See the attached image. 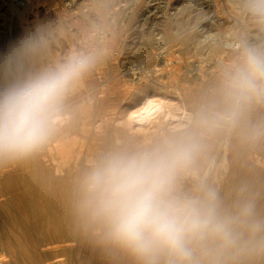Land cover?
Masks as SVG:
<instances>
[{
    "label": "rangeland",
    "instance_id": "obj_1",
    "mask_svg": "<svg viewBox=\"0 0 264 264\" xmlns=\"http://www.w3.org/2000/svg\"><path fill=\"white\" fill-rule=\"evenodd\" d=\"M210 1L209 8L205 0H0V90L74 52L96 57L65 100L49 140L25 158L0 159V264H136L79 213L81 180L109 153L173 139L194 137L200 144L191 168L178 176L183 192L210 187L223 210L251 204L254 218L264 221V192L245 195L248 185L264 183V103L247 106L234 123H209L230 108L223 84L243 51L264 52V18L251 14V0ZM215 11L219 20L205 22ZM230 38L235 45L222 47ZM146 97L179 101L171 109H186L190 119L176 128L155 117L139 127L130 116ZM226 132L223 155L218 146ZM35 168L45 189L59 194L50 213L42 199L23 198L22 175ZM52 216L65 226L53 227ZM221 260L264 264V254Z\"/></svg>",
    "mask_w": 264,
    "mask_h": 264
},
{
    "label": "clouds",
    "instance_id": "obj_2",
    "mask_svg": "<svg viewBox=\"0 0 264 264\" xmlns=\"http://www.w3.org/2000/svg\"><path fill=\"white\" fill-rule=\"evenodd\" d=\"M249 11L264 18V0H251ZM95 62L92 53L74 52L0 90V159L25 158L49 140L65 100ZM223 88L230 108L209 123H234L247 106L264 103V52L245 49ZM199 150L186 137L105 155L82 177L79 213L136 264H201L202 257L222 264L223 257L264 254V221L254 218L251 204L227 211L210 187L181 190L178 176Z\"/></svg>",
    "mask_w": 264,
    "mask_h": 264
},
{
    "label": "bare ground",
    "instance_id": "obj_3",
    "mask_svg": "<svg viewBox=\"0 0 264 264\" xmlns=\"http://www.w3.org/2000/svg\"><path fill=\"white\" fill-rule=\"evenodd\" d=\"M176 1V0H175ZM185 1V0H184ZM190 1V0H189ZM213 1V0H212ZM182 2V1H181ZM205 2L207 3V5L210 8V6L213 4L210 0L207 1L205 0ZM164 4V3H163ZM183 4V2L181 3ZM174 5V4H173ZM204 6V7H205ZM177 8V7H176ZM182 8V7H181ZM208 8V10H209ZM179 10V9H178ZM177 10V11H178ZM216 10V8H215ZM176 11V10H175ZM183 11V10H182ZM149 13V12H148ZM147 13V14H148ZM178 13V12H176ZM196 13V12H195ZM154 14V13H153ZM143 15V14H142ZM173 15V14H172ZM178 15V14H177ZM156 16V15H155ZM185 15H183L184 17ZM188 16V14L186 15ZM175 17V16H172ZM178 17V16H176ZM182 17V16H180ZM182 17V18H183ZM218 19V15H217V11L213 12L212 15H208V17L205 18V22L210 23L212 22L214 19ZM216 19V20H217ZM154 20V19H153ZM177 20V19H176ZM215 20V21H216ZM219 20V19H218ZM179 19L176 21L178 22ZM186 21V20H185ZM180 22V21H179ZM183 22V21H182ZM221 22V21H220ZM179 24V23H178ZM182 24V23H181ZM180 24V25H181ZM196 25V24H195ZM205 25V24H204ZM204 27V26H203ZM202 36V35H201ZM231 36V35H229ZM233 37V36H232ZM229 38V37H228ZM227 38V39H228ZM201 39V38H200ZM234 39V37H233ZM233 39L230 38V40H228L226 42V45H222V47H232L235 45L236 42L233 41ZM261 39V38H260ZM259 39V40H260ZM235 40V39H234ZM263 40V39H262ZM223 44V42H222ZM262 47V46H261ZM256 48H258L256 46ZM191 52V51H190ZM161 60V59H160ZM200 63V62H199ZM202 68V65L197 64L195 65V69L196 70H200ZM175 92V91H174ZM175 94V93H174ZM182 96L179 95V98H181ZM169 99V98H168ZM179 101L176 100H171V98L169 100H157L156 98H152V97H146L142 102H141V107L134 112L130 117H131V121H133L136 125H138L139 127H143L144 125H146L148 122L151 121V119L155 118V117H164L166 121H168V123L172 124L173 127H181L183 125V121H186L188 119H190V113L186 110L183 109L181 111H173L171 108L174 105H178ZM228 136H229V132H226L225 136H224V140L223 142H221V144H219L218 146V151L220 150L223 155L226 154L227 152V141H228ZM216 157V155H215ZM212 159V158H211ZM216 159V158H215ZM215 161V160H212ZM33 173L27 172V173H23L22 175V179L25 182V186L26 189L23 192V198L24 199H42V201L45 204V208L44 211L47 213H50L51 209L53 208V204L55 203L53 199H59V194L57 192V190L55 189L54 191H48L45 189V183H44V177L40 176L39 173V168H35L32 171ZM235 172V171H232ZM228 173V172H227ZM233 173H231V177ZM225 176V175H224ZM249 184V183H248ZM58 184H55V187L57 188ZM244 186V185H243ZM256 186V187H255ZM245 189V188H244ZM247 194L245 195H250L251 193H255V192H264V183H260V181L257 182L256 185H248L247 188ZM246 190H243L246 192ZM253 193V194H254ZM243 194V196H244ZM245 198V197H244ZM251 198V197H249ZM248 197L246 199H249ZM38 202V201H37ZM37 202L34 200L32 201V206L36 208L37 206ZM51 225L53 227H64L65 226V222L62 219H58L54 216H52V220H51ZM52 227V228H53ZM39 228V232L42 236H49L51 233V230L46 228L44 225L39 224L38 225Z\"/></svg>",
    "mask_w": 264,
    "mask_h": 264
}]
</instances>
